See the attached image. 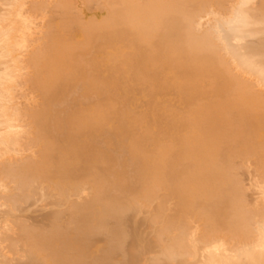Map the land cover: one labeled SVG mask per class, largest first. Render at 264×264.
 <instances>
[{
	"label": "bare ground",
	"instance_id": "6f19581e",
	"mask_svg": "<svg viewBox=\"0 0 264 264\" xmlns=\"http://www.w3.org/2000/svg\"><path fill=\"white\" fill-rule=\"evenodd\" d=\"M0 4V264H264V0Z\"/></svg>",
	"mask_w": 264,
	"mask_h": 264
},
{
	"label": "rangeland",
	"instance_id": "374dc122",
	"mask_svg": "<svg viewBox=\"0 0 264 264\" xmlns=\"http://www.w3.org/2000/svg\"><path fill=\"white\" fill-rule=\"evenodd\" d=\"M53 1H54V0H53ZM228 1H229V0H228ZM228 1L226 0V4H227V3L230 4V3L233 1V3H231L232 5H231V4H230V5L228 4V5L226 6V7L229 6V8H230V6H233V5L236 4V3L234 4V1H237V0H232V1H230V2H228ZM256 1L259 2V0H256ZM0 6H1V4H0ZM80 7H83V6L81 5ZM0 8H2V6H1ZM93 8H94V9H93ZM91 9H93V11L90 10L89 8H87V10H88V11H87V10H86V7H83V12H84V14H86L85 16L83 15L85 18L88 17L89 15H90V17H92V15H96V14H97V15L105 14V11L101 10V12H100V11H99L100 9L98 10V8H96L95 6H92ZM213 9H214V8H213ZM84 10H85V11H84ZM97 10H98V12H97ZM218 10H219V9H218ZM78 11H79V10H78ZM221 11H223V10H221ZM228 11H229V10H228ZM94 12H95V13H94ZM99 12H100V13H99ZM209 12H210V11H209ZM215 12H216V10H215ZM74 13H75V12H74ZM78 13H79V12H78ZM211 13L213 14L214 12H210V14H211ZM216 13H217V12H216ZM210 14L207 13V14H205V15H206L205 18H202L201 21H204V22H203L204 24H206V22L212 21L213 18H211V17H214L215 19H216V17L219 18V17H218L219 15L217 16L215 13H214V14H215L216 16H213L214 14H213V15H210ZM218 14H220L219 11H218ZM228 14H229V13H228ZM64 15H65V14H64ZM76 15H77V14H76ZM222 15H223V14H222ZM222 15H221V16H222ZM65 16H66V22H67V21H68L67 19H70V18H69V17L67 18V15H65ZM79 16H82V15H81V12L79 13ZM203 16H204V15H203ZM77 17H78V16H76V18H77ZM206 17H209V21H208V18L206 19ZM223 17H224V15H223ZM223 17H222V18H223ZM71 18L73 19L74 17H71ZM76 18H74L73 21H74V20L76 21ZM63 19H64V18H63ZM87 20H89V19H87ZM213 20H214V19H213ZM69 21H70V20H69ZM75 21H74V23H75ZM205 21H206V22H205ZM62 23H63V22H62ZM64 23H65V22H64ZM71 23H72V22H71ZM74 23H73V24H74ZM69 24H70V23H69ZM73 24H71V26H73L74 29H75V28H76V26H75L76 24H75V25H73ZM65 25L67 26V23H65ZM71 26L68 25L67 27L69 28V27H71ZM73 27H71L70 33H73V35H75L76 33L73 32V30H74V29H72ZM64 29H66L65 26H64ZM62 30H63V27H62ZM74 31H76V29H75ZM248 40H249V41H250V40H253V41H254L255 38L248 39ZM255 41H256V40H255ZM234 72H235V71H234ZM235 74H236V73H235ZM246 75H247V74H245V75H241V76L244 78V77H246ZM248 77H249V76H248ZM248 77H246L245 80H247ZM249 78H250V77H249ZM249 78H248V79H249ZM250 79H251V78H250ZM251 80H252V79H251ZM252 81H253V80H252ZM249 82H251V81H249ZM251 83H252V82H251ZM253 83H255V82L253 81ZM250 85H251V84H250ZM253 85H254V84H253ZM253 85H252V86H253ZM258 85H259V84L255 85V86H257L258 89H259V86H258ZM255 86H254V87H255ZM260 87H262V86L260 85ZM237 89H238V88H237ZM251 89H252V87H251ZM254 89H257V88L255 87ZM258 89H257V90H258ZM262 89H264V88H262ZM262 89H261V90H262ZM235 90H236V88H235ZM252 90H253V89H252ZM257 90H255V93L257 92V93L260 94V96H261V95H262V91H261V90H260V91L258 90L259 92H261V93H259ZM237 91H238V90H237ZM263 91H264V90H263ZM258 94L255 95V96H258ZM236 95H237V94H235V97L238 96V95H237V96H236ZM263 95H264V94H263ZM238 97H240V96H238ZM258 97H259V96H258ZM261 98H262V97H261ZM244 99L246 100V99H248V98L243 97V100H240V101L243 102ZM262 99L264 100V98H262ZM263 100H262V102H263ZM251 103H252V102H251ZM176 104H178V103L176 102ZM252 104H255V103H252ZM256 104H257V103H256ZM256 104H255V105H256ZM259 104H260V105H259L258 108H259V109H263V108H264V106H263V105H264V102H263V103H259ZM257 106H258V105H257ZM262 107H263V108H262ZM255 108H257V107H255ZM258 108H257V109H258ZM248 174H249V173H248ZM248 174H247L246 176L244 175V176H245L244 179H246V181L244 180V182L246 183V185L248 184V185H247V188H249V193H250L251 195H252V194H256V193H254V191L252 192V189H251V188H253V187H250V185H249V184L252 183V182H251V181H252V178L249 177ZM258 195H259V194L257 193V195H255V196H258ZM251 197H253V196H251ZM256 198H257V197H256ZM133 226L136 227L135 224H133ZM140 228H141V227H139V229L137 228V229H136V232L138 231V232L140 233L141 230H143L142 228H141V229H140ZM147 229H148V228H147ZM139 230H140V231H139ZM143 231H144V230H143ZM141 233H142V232H141ZM141 233L139 234L140 236H138V238L142 237V239H141V238H140V240L138 239L139 242L137 241V244H138V247L140 246L139 249L144 253V250H143V249H144V247H143V244H144V243H143V241H142L143 238H144V236L141 235ZM137 234H138V233H137ZM141 241H142V242H141ZM99 245L101 246V243H99L98 246H99ZM144 246H145V245H144ZM136 248H137V247H136ZM141 248H142V249H141ZM140 250H139V251H140ZM141 251H140V252H141ZM144 258H146V256H143V258H142V259H143V262L146 263V264H149V261H148L147 259H144ZM144 260H147V262L144 261Z\"/></svg>",
	"mask_w": 264,
	"mask_h": 264
}]
</instances>
